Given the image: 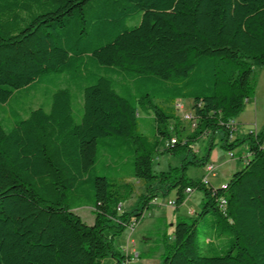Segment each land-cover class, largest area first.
I'll return each instance as SVG.
<instances>
[{"label":"trees","instance_id":"1","mask_svg":"<svg viewBox=\"0 0 264 264\" xmlns=\"http://www.w3.org/2000/svg\"><path fill=\"white\" fill-rule=\"evenodd\" d=\"M256 69L264 0H0V103L40 84L50 96L23 115L9 110L7 129L0 119V264L124 260L115 237L160 193L177 189L180 206L187 187L202 189L199 215L210 216L179 218L162 264H264V128L232 139L228 123L254 96ZM180 98L193 100L190 132L171 127L174 109L157 102ZM139 105L153 111L151 137ZM217 130L225 148L246 145L249 157L215 188L183 170L208 163L192 146ZM153 150L186 155L155 174ZM131 179L145 192L119 211ZM83 206L93 224L74 211Z\"/></svg>","mask_w":264,"mask_h":264},{"label":"rangeland","instance_id":"2","mask_svg":"<svg viewBox=\"0 0 264 264\" xmlns=\"http://www.w3.org/2000/svg\"><path fill=\"white\" fill-rule=\"evenodd\" d=\"M254 79V96L246 101L244 104L243 111L238 116L237 123L239 124V131L235 135H243L248 132L249 129L261 132L264 128V69H256L253 73ZM67 82L64 78L60 79V85L65 86ZM76 95L79 91L75 92ZM78 98V97H77ZM77 100V99H76ZM50 102L49 92L45 84H40L34 90H21L16 93L8 102L0 103V119L4 123L5 128H9L13 124V117L10 113L12 109H16L22 115L26 110L30 108H36L41 104H47ZM78 102V101H77ZM158 103L172 107L173 114L176 115L177 120H171V127L177 123L180 130L190 132L194 129V122L188 120L186 115L194 114L192 108L193 100L191 98H180L176 102L170 103L162 100H157ZM180 103V105H178ZM78 105V103H77ZM10 110V111H9ZM139 116H141L142 129L146 135H153V111L151 108L144 109L139 105ZM244 122L245 124H241ZM249 128V129H248ZM223 131L217 130L213 135L208 134L201 137L192 146L193 153L196 155L198 160L208 159L207 164H213L215 167V176L210 175L209 179L213 187H222L230 180L232 174L242 169L247 161L248 149L246 145H242L234 149L236 156L231 157L230 151L223 146ZM232 137V139L235 137ZM175 137V136H174ZM151 141V138L149 139ZM193 153H188V160H192L194 157ZM241 153V154H240ZM186 152L179 151L178 153L170 152H152V170L155 174L161 172H169L171 168H181V163L185 158ZM247 155V156H245ZM205 165L198 163H189L183 170L185 176L196 180L204 176ZM181 171V169H180ZM106 173L111 176L112 172L106 170ZM135 181V180H134ZM135 191L132 194L130 200L125 201L123 209H131L140 199V194L144 193V186L142 183L135 181ZM177 189H172L167 194H159L157 200H152L149 204V208L146 209L145 215L139 220L138 228L134 233V237L138 238L139 235L149 234L153 238L159 237L158 241H153L150 247V256L156 257L161 247L164 245V237L173 238L171 226V220L176 222L179 218H197L202 221L208 219L210 214L200 216L199 212L202 208L203 191L202 189H194L191 193H186L184 201L180 206H171L167 203L169 200H176ZM132 206V207H131ZM192 210L193 212H189ZM74 211L81 216V218L87 224H93L95 214L93 208L89 206L79 207ZM200 233L197 237V243L206 247L204 243V237L201 231L203 227L199 226ZM129 230L125 229L121 234L115 237V247L118 250L123 248L126 244ZM110 257V256H109ZM135 258V257H134ZM112 258L105 260V264H109ZM156 260V259H155Z\"/></svg>","mask_w":264,"mask_h":264},{"label":"crops","instance_id":"3","mask_svg":"<svg viewBox=\"0 0 264 264\" xmlns=\"http://www.w3.org/2000/svg\"><path fill=\"white\" fill-rule=\"evenodd\" d=\"M234 119L238 120V117L234 118ZM241 124H245V123L241 122ZM245 156H247V155H245ZM131 180L133 182H135V181L139 182V180H137V179H131ZM157 199H158V196L155 198V200H157ZM89 207H91V206H89ZM189 212L191 213L193 211L190 210ZM144 215H145V213H144ZM144 215L142 216V218L144 217ZM174 223L175 222H173V220H171V226H173ZM138 225H139V221L135 224V226L133 228H131V227L127 228L129 230V235L127 237L126 244H124L123 248L119 251L121 252L122 255L125 256V259L128 261V264H162L163 255H164V245L161 247V250L158 252L156 257L150 256V250L149 249L151 247V244L153 241H158L159 237L153 238L149 234H142L141 236L139 235L138 238H135L134 233H135L136 229L138 228ZM172 231H173V228H172ZM108 258H112L111 262L109 264H117L118 263V261L113 256H110V257L105 258L101 264H105V260Z\"/></svg>","mask_w":264,"mask_h":264},{"label":"built area","instance_id":"4","mask_svg":"<svg viewBox=\"0 0 264 264\" xmlns=\"http://www.w3.org/2000/svg\"><path fill=\"white\" fill-rule=\"evenodd\" d=\"M178 105H180V103ZM186 118L188 120H192L194 122V125H195V116H194V114H192V115L188 114V115H186ZM228 123H229L230 129H231V133H232L231 137H233L239 131V124L237 123V121L235 119L229 120ZM250 130H252V129H249L248 131H250ZM230 155H231L232 158H234L236 156V153H234V151H231ZM214 171H215V167H214L213 164H206L205 165L204 176L202 177L203 183H205V184L211 183L209 177H210V175L215 176V172ZM192 191H193V189L191 187H187L185 189L184 193L185 194L186 193H191ZM167 203L170 204L171 206H175L176 201L175 200H169V201H167ZM220 206H221V208H223L225 206V200L224 199L221 200ZM118 210L119 211L123 210V204H119ZM135 224H136V222L133 221L131 223L130 227L133 228L135 226ZM117 264H128V261L126 259H124V260L119 261Z\"/></svg>","mask_w":264,"mask_h":264}]
</instances>
